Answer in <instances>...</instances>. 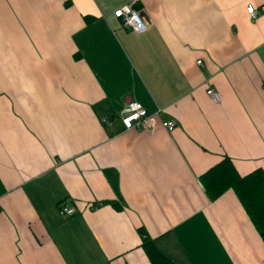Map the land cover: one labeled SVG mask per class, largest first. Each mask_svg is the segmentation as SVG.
Here are the masks:
<instances>
[{
    "label": "crops",
    "instance_id": "crops-1",
    "mask_svg": "<svg viewBox=\"0 0 264 264\" xmlns=\"http://www.w3.org/2000/svg\"><path fill=\"white\" fill-rule=\"evenodd\" d=\"M130 101L173 129L123 130ZM223 157L264 172V0H0V264H151L138 227L173 264H264L198 182Z\"/></svg>",
    "mask_w": 264,
    "mask_h": 264
},
{
    "label": "trees",
    "instance_id": "trees-1",
    "mask_svg": "<svg viewBox=\"0 0 264 264\" xmlns=\"http://www.w3.org/2000/svg\"><path fill=\"white\" fill-rule=\"evenodd\" d=\"M203 191L209 200H214L225 190L231 189L260 234L264 243V172L260 167L240 175L231 160L223 157L198 176ZM141 234L140 246L151 264H173L154 244L153 240Z\"/></svg>",
    "mask_w": 264,
    "mask_h": 264
},
{
    "label": "built area",
    "instance_id": "built-area-1",
    "mask_svg": "<svg viewBox=\"0 0 264 264\" xmlns=\"http://www.w3.org/2000/svg\"><path fill=\"white\" fill-rule=\"evenodd\" d=\"M262 9L263 7H260L257 10L251 4L245 6V11L252 19H255L258 11ZM113 15L125 28L134 33L142 32L145 29V24L139 13L130 4L116 8L113 10ZM200 63V60L196 61L197 65H200ZM205 94L212 102H218L217 93L212 87H207L205 89ZM119 113L118 117L123 130H154L158 126L164 128L165 130H171L174 127L173 122L170 120L156 119L159 114V108L148 112L136 102H126ZM101 122L104 125H109L110 118L104 117L101 119ZM58 208L61 213L69 214L73 211V208L69 205L59 204Z\"/></svg>",
    "mask_w": 264,
    "mask_h": 264
}]
</instances>
